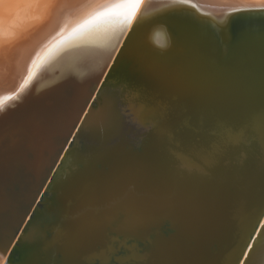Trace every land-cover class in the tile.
Listing matches in <instances>:
<instances>
[{
  "label": "water",
  "instance_id": "obj_1",
  "mask_svg": "<svg viewBox=\"0 0 264 264\" xmlns=\"http://www.w3.org/2000/svg\"><path fill=\"white\" fill-rule=\"evenodd\" d=\"M262 7L173 2L161 17V47L146 46V30L163 6L143 7L100 35L71 30L51 40L15 107L0 114V245L12 264H106L107 252L129 250L141 264H241L248 233L264 227V140L253 124L264 111ZM131 51L148 69L137 85L147 110L139 122L121 113L105 128L97 114L125 82ZM175 74L199 77L164 100L143 90ZM220 125L241 140L209 156V134ZM119 170L133 175L135 208L99 214L87 243L67 249L60 195L78 178L89 189Z\"/></svg>",
  "mask_w": 264,
  "mask_h": 264
},
{
  "label": "bare ground",
  "instance_id": "obj_2",
  "mask_svg": "<svg viewBox=\"0 0 264 264\" xmlns=\"http://www.w3.org/2000/svg\"><path fill=\"white\" fill-rule=\"evenodd\" d=\"M104 2L110 0H93V4ZM173 2L174 0H152L147 6L148 9L153 6L163 8L156 11L154 17L148 21L146 46L152 48L153 44L161 47L164 28L160 27L164 25L161 24V17L166 7ZM199 2L209 10L261 5L260 0H199ZM85 10H88L86 14L94 11L90 5L68 7L57 0H0V95H4L15 82L19 85L37 54L47 57L50 50L54 49L49 46L51 40L58 34L64 33V36L69 34L77 26L75 24L82 18ZM140 11L129 22H132ZM145 18L149 19L147 13ZM109 26L110 23L100 24L90 31L100 35L106 31L103 28ZM130 53L126 61L128 64L134 58L133 51ZM40 64L42 66V63ZM136 84L143 86L141 78ZM151 84L150 88L144 87L146 94L147 91L153 92L155 83ZM132 176L131 171L127 173L119 170L107 179L93 183L89 189L82 186L80 181L82 178L66 186L68 193L64 191L60 195V202L66 216V232L62 239L67 249H70L69 245L81 246L87 243L91 236L89 232H92L99 214L109 215L114 209L125 211L126 208H135L136 191L134 192L133 186L130 185Z\"/></svg>",
  "mask_w": 264,
  "mask_h": 264
},
{
  "label": "snow or ice",
  "instance_id": "obj_3",
  "mask_svg": "<svg viewBox=\"0 0 264 264\" xmlns=\"http://www.w3.org/2000/svg\"><path fill=\"white\" fill-rule=\"evenodd\" d=\"M57 2L68 7H80L84 5L93 7L94 11L69 34L70 37H79L86 34L92 28L104 23H111L119 28L125 27L133 16L143 7H147L152 0H110V2L95 4H93V0H57ZM185 3H187V0H174V4L177 7ZM260 3L264 6V0H260ZM261 10H264V7ZM67 38L69 37H62L57 43H63ZM116 42L118 43V41ZM43 59L44 57L37 54L28 66L27 75L16 91L0 95V114L5 113L10 107H15V104L10 102L18 100L20 93L32 80L35 70L43 62ZM147 71L146 65L140 61L133 59L129 62L127 79L121 85L117 94L112 95L106 105L97 114L100 125L105 128L114 126L118 122L121 113L139 122L140 116L147 110L148 102L144 93L137 86L136 81L145 75ZM92 87L95 88V85ZM95 103L96 101L94 100L92 106L89 108V113H91ZM80 111H84V109L81 108ZM84 119L87 120L88 116H85ZM253 124L257 127L261 139L264 140V111L259 113L258 117L254 119ZM73 127H76V125L73 124ZM80 127L82 128L83 125ZM37 134H39V128H37ZM209 135V142L205 146V151L209 156H215L218 152L233 146L241 140V136L232 127L227 125L218 126ZM57 154L59 155V153ZM185 165L190 166V162L186 161ZM4 206L5 193L0 188V215L4 211ZM139 222L138 218L132 219V224ZM260 233H264V227H254L253 231L248 233L246 246L241 249V264H264V251H258L257 249ZM0 257H3V259H0V264H12V255L9 253L6 244L0 245ZM106 264H141V258L135 250H129L126 253L109 251L106 254Z\"/></svg>",
  "mask_w": 264,
  "mask_h": 264
},
{
  "label": "rangeland",
  "instance_id": "obj_4",
  "mask_svg": "<svg viewBox=\"0 0 264 264\" xmlns=\"http://www.w3.org/2000/svg\"><path fill=\"white\" fill-rule=\"evenodd\" d=\"M199 76H155L153 95L157 100H164L172 93L183 94L188 85L197 80ZM143 78V76L141 77Z\"/></svg>",
  "mask_w": 264,
  "mask_h": 264
}]
</instances>
